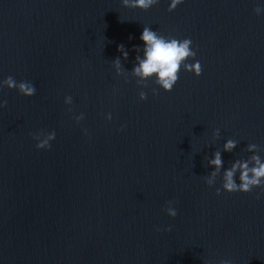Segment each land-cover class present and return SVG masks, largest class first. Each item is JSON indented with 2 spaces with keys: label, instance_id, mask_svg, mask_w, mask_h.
Masks as SVG:
<instances>
[{
  "label": "water",
  "instance_id": "obj_1",
  "mask_svg": "<svg viewBox=\"0 0 264 264\" xmlns=\"http://www.w3.org/2000/svg\"><path fill=\"white\" fill-rule=\"evenodd\" d=\"M255 6L0 0V78L36 86L29 98L0 91V264H264V196L217 195L219 180L203 179L226 138L239 143L222 152L224 167L249 155V142L264 149V15ZM144 25L190 37L202 71L181 70L169 92L149 81L140 101L135 79L117 77L111 61L123 43L122 65L132 68ZM51 130V147L37 150L30 133Z\"/></svg>",
  "mask_w": 264,
  "mask_h": 264
},
{
  "label": "clouds",
  "instance_id": "obj_2",
  "mask_svg": "<svg viewBox=\"0 0 264 264\" xmlns=\"http://www.w3.org/2000/svg\"><path fill=\"white\" fill-rule=\"evenodd\" d=\"M121 6L124 8H137L140 10H148L156 5L159 0H120ZM184 0H168V11L171 12L182 4ZM256 16L264 15V0H256V6L253 8ZM131 39V37H130ZM139 40L142 42L133 45L136 51L132 68L126 69L122 65V60H127L129 50L123 43L118 45L120 55L111 61V67L117 77H123L127 80L129 77L135 79L136 85L140 89L138 91V99L144 101L147 99L148 93L144 90L147 83L151 81L159 90L169 92L173 89L179 80L181 70L191 72L194 76H199L202 71L201 62L196 59V49L193 47V41L190 37H177L173 35H165L159 29H153L150 25H144L140 33ZM15 90L16 93L25 98L32 97L36 93V86L30 80H17L12 75L0 78V91L3 89ZM155 92V89H153ZM71 95H65L63 103L65 105L72 104ZM7 100L0 97V110L4 109ZM73 120L79 124L84 119V113L75 114ZM105 120L112 119V113L104 114ZM124 127L123 125L121 126ZM85 134L87 129H83ZM31 138L35 142L37 150H47L51 147V142L56 137L55 130L42 132L37 131L30 133ZM221 135L220 129L213 130L212 139H219ZM239 141L235 138H226L220 149L215 150L211 157L206 158V166L211 168L206 176L203 177L204 183L215 188L217 195L221 191L226 193H249L253 189H258L256 198L264 196V149L257 143L249 142L246 144L244 151L249 155L238 156L230 162L228 167H224L222 152H233ZM164 211L167 216L174 218L177 216V208L175 201L169 200L166 203ZM170 231L171 225L163 229ZM208 264V262H204ZM218 264H233L229 258L219 260Z\"/></svg>",
  "mask_w": 264,
  "mask_h": 264
}]
</instances>
